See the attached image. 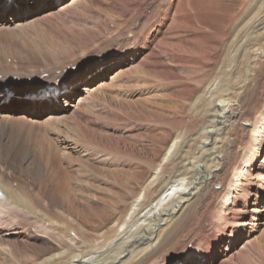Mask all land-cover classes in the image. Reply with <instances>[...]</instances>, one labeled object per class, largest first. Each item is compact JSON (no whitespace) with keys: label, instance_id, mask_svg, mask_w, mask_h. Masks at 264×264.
I'll return each mask as SVG.
<instances>
[{"label":"bare ground","instance_id":"1","mask_svg":"<svg viewBox=\"0 0 264 264\" xmlns=\"http://www.w3.org/2000/svg\"><path fill=\"white\" fill-rule=\"evenodd\" d=\"M17 1L0 0V12L13 4L16 5ZM37 2L38 0H34L33 3L37 4ZM251 8L253 11L254 8ZM122 9L120 10L124 14L127 9ZM260 9L254 16L258 17ZM19 12L14 13L13 18L9 19L13 21ZM21 13L25 18L30 16L27 7L22 9ZM239 20L243 21L232 22L223 36L221 35V39L214 40L205 51L204 55L209 57V60L206 59L208 62L202 69L212 66L213 73L206 79L195 80L194 74L197 75L199 72L194 65L188 76L197 83L196 86L190 90L186 89L189 91L188 95L177 93L173 96L176 105L182 102L178 99H189L184 108V114L188 118L185 116L186 120L178 124L179 127L174 132L168 134L158 155L145 162L147 170L140 172L142 175L135 173L134 170L128 171L130 173L128 174L127 169L121 168L110 171V175H104L105 179H102V182L105 181L107 188L102 198L85 196L86 185L83 179L85 176L81 173H78L73 180L77 182L75 193L71 191L72 194L67 193L63 198L65 192H62V188L67 185L71 177L65 174L62 165L56 164V160L59 162L57 158H60L57 156L60 147L54 143V148L52 147L55 149L54 153L50 146H47L48 143L44 142L42 137L41 139L35 137V134L25 135L26 139H31L33 143H20L24 148L21 164L18 161L14 162L16 160L6 163V159L4 160L0 155V264H164L167 255L175 254L171 250L168 251V245L173 243L175 246L174 237L187 229L190 224L189 217L198 220L199 216L194 211L197 209L196 205L199 203L201 205L202 201H206L213 194L217 195V199L214 206L210 204L214 211L209 209L211 221L207 222L208 228L202 229L199 235L185 234L188 243H191V248L174 258H178V261L183 258L188 261L193 256L195 264H226V262L262 264L258 260L262 258L264 260V243L259 244V250L254 255L250 253L251 249L247 248L253 243L249 237L237 249L234 248V243L239 236L244 233L250 235L256 226L261 224L258 221V207L264 191V105L261 107L254 105L251 109V118L245 121L249 126L248 141L238 148L239 160L231 166L227 177V172L224 171L230 162L234 136L241 128V118H244L245 113H249L248 109L245 110L249 100L244 96L264 64V30L261 31L264 25L261 28L257 23L258 20L250 23L246 22L247 19ZM180 24L188 27L189 32H196V24L193 20L184 19ZM127 29L129 31L130 28ZM205 29L204 27L203 31H206ZM157 33L159 29L155 32ZM136 37L134 42L137 44L131 48L142 49V52L145 38L141 40ZM141 43L143 45L141 48L136 47ZM183 43H187V40ZM189 51L195 53V50ZM127 52L129 50H125L124 54ZM2 59L3 55L0 56V62ZM81 62L75 65L76 68L82 66ZM54 68L56 67L44 69L46 72L51 71L49 77L43 72L34 71H22L25 73H21L22 75L0 74L1 90L4 83L11 84L10 80L14 76L20 79L15 84L13 82L14 87L9 89L12 93L0 92V132L4 126L10 125V120L18 119L20 125L24 124V126L25 123H29L31 127L34 125L24 117L25 115L7 117L5 110L15 111L14 108H10V104L15 103L21 106L22 110L31 113L34 108L52 105L58 99L64 102L71 92V89H66L65 80L69 79L73 70L70 69L71 74L65 75L66 78L63 79V75H55L57 70L53 71ZM48 81H52V84L57 83L58 86L47 92L39 91L42 83ZM81 89L88 91L85 86ZM165 101L167 102L164 108L172 110L174 107L169 106L170 100ZM67 104L66 102L63 105ZM163 118H161L164 121L162 123L165 125L172 123L169 115L165 116L166 120ZM4 120L8 122L5 124ZM32 128H29L30 131L35 130ZM16 132L20 131L16 130ZM0 134L2 135L3 132ZM11 135L10 137L16 134ZM28 139L24 141L28 142ZM17 145H14L12 150L18 148L22 151ZM42 152L44 158L47 156L48 159H42ZM62 155L63 159L68 158L65 157V151ZM19 164L22 170L16 174L14 168L19 169ZM26 167L32 174H40L39 182L37 180L30 183L28 179H24ZM97 176L94 180L98 181L99 176ZM221 178L225 181H218ZM45 181L47 185L41 188ZM217 185H220V190L215 192L214 187Z\"/></svg>","mask_w":264,"mask_h":264},{"label":"rangeland","instance_id":"2","mask_svg":"<svg viewBox=\"0 0 264 264\" xmlns=\"http://www.w3.org/2000/svg\"><path fill=\"white\" fill-rule=\"evenodd\" d=\"M258 1L38 0L35 4L33 3L34 0H18L16 5L13 4L0 12V53L2 52L0 56L3 55L4 59L0 62V74L14 73L15 75H22L25 74L22 71H34L43 72L49 77L51 71L46 72L44 69L56 67L57 69L54 68L53 70H57L55 75L68 76L71 74L69 70L72 69L73 73L66 83V89H71V92L68 93L64 102L58 99L52 105H41L39 108H34L31 113L22 110L21 106L15 103L10 104V108H14L15 111L5 110L7 111L5 112L7 117L25 115L24 117L34 124L31 125L35 130L29 123H25L24 126V124L20 125L21 122L18 119V122L10 120V125L1 129V132H3L2 135L0 134L1 157H4V160L6 159V163H12L16 160L14 162L18 161L21 164L24 148L23 144L20 143H33L28 138V142L24 141L27 140L26 134L27 136L35 134L38 139L42 137L45 140L44 142L48 143V145L47 143L44 144L50 146L49 148L54 153V145H58L60 150L57 156L60 158H57L59 162L56 160V164L62 165L65 174L71 177L67 181L65 189L62 188V192H65L63 198L67 193L72 194L73 191L75 193L77 182L73 180H75L78 173L85 176L83 178L87 186L84 189L85 196L102 198L107 188L105 181L103 183L102 179H105L103 178L104 175H110V171L121 168L127 169V172H132V170L135 173L145 172L147 170L145 162L158 155L163 142L168 138V134L174 132L180 123L186 120L185 116L188 118L184 114V108L189 99H178L182 102H179L177 104L179 106H177L174 103L175 97L173 96L177 93L188 95L189 91L186 89L190 90L193 86H196L197 83L189 78L191 68L196 65L197 71L199 73L203 72L200 75L199 73L194 74L195 80L199 78L206 79L213 73L214 68L212 66L202 69L209 60V57L207 58L204 55L205 51L214 40L221 39V35L223 36V33L227 31L232 22H242L243 20L240 21V18L247 19L246 22L248 23L258 20L257 23L262 28V25H264V1ZM251 4L252 6H249ZM25 7L30 11V16L27 18L23 17L24 15L21 13V10ZM251 7L254 8L253 11ZM120 9L127 10L122 14ZM259 9L263 13L259 12L258 17L254 16ZM17 11H20L18 16L11 21L9 18H13L12 16ZM22 12L24 13V11ZM230 12L234 13L230 14ZM45 14H47L46 17ZM244 15H246L245 18ZM184 19L194 21L196 32H189L188 27L180 24L181 20ZM34 21L37 23L35 24ZM204 27L206 31H203ZM127 28H130L129 31ZM157 29H159V33L155 34ZM154 35L156 37H153ZM135 37L145 38V47H143L142 52V49L135 48V50L131 48L134 44H137V42H134L136 41ZM184 40H187V43H183ZM142 46L141 43L136 47L141 48ZM125 50H129V52L124 54ZM189 50H195V53ZM79 61H82V66L76 68L75 65ZM63 67L64 69H62ZM65 70L69 72L67 73ZM14 77L17 79L10 80L11 84H3V90L0 89L1 93H12L9 91V87H14L13 82L15 84L16 81L19 82L20 80L18 76ZM255 81L256 83H254ZM254 82L248 87L250 91L246 92V97L244 96L245 99L249 100L245 106V110L248 109L249 113H245L244 118H241V128L236 132L238 136H234L230 162L226 167L227 169H224L227 172L226 177L229 175L231 166L239 160L238 148H241L246 143L245 141H248L249 126L245 121L251 118V109L254 105L255 107L264 105V64L260 67ZM84 86L88 91L81 89ZM167 99L171 101L168 102L169 106L174 107L170 111L164 108ZM66 102L68 104L63 105ZM166 115L171 117L170 123H172L170 125L162 123L164 121L161 118H165ZM178 115L180 116L178 117ZM3 122L6 124L8 121L4 120ZM16 123L18 124L16 125ZM29 128L34 130H31L33 133ZM16 130L20 132L17 133ZM27 130L32 134L28 133ZM11 134L16 135L12 136ZM12 143L14 144L12 145ZM15 143L18 144L17 147L20 146L22 151L18 148L15 149L16 151L12 150V147L16 145ZM7 145L10 147L8 148ZM64 151L65 157H68L66 159L62 158ZM43 153L42 159H48L47 156L44 158ZM20 164L19 169L14 168L16 174L22 170ZM25 170V180L28 179L30 183L40 181V174H32L27 167ZM129 172L128 174H130ZM141 173L140 175H142ZM97 175L99 176L98 181L94 180ZM218 181L224 182L225 180L221 178ZM46 185L47 182L45 181L41 188ZM67 189L69 190L66 191ZM214 190L215 192L219 191L220 185L215 186ZM216 197L217 195L213 194L206 201L204 200L205 202L202 201L201 205L200 203L196 205L197 209L193 210L199 216L198 220L189 217L190 224L187 229L183 228L184 233H177L174 237L175 246H173V243L168 245V251L171 250L175 254L167 255L165 253L168 257L166 256L164 259V264L196 263L193 256L188 261H185L184 258L178 261V258L175 257V259L174 256H180L190 250L191 243H188L185 234L199 235L202 229L208 228L211 221L209 209L214 206ZM260 201L258 221L261 224L256 226L250 235L244 233V235L239 236L234 243V248L237 249L249 237L253 243L247 248L251 249L250 253L253 255L259 250V244L264 243V191ZM207 204L210 207L206 206ZM258 261L264 264L263 258ZM226 264L232 263L226 262Z\"/></svg>","mask_w":264,"mask_h":264}]
</instances>
